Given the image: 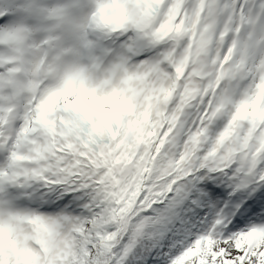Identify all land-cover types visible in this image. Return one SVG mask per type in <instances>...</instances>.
I'll use <instances>...</instances> for the list:
<instances>
[{
    "label": "snow or ice",
    "instance_id": "1",
    "mask_svg": "<svg viewBox=\"0 0 264 264\" xmlns=\"http://www.w3.org/2000/svg\"><path fill=\"white\" fill-rule=\"evenodd\" d=\"M0 264H264V0H0Z\"/></svg>",
    "mask_w": 264,
    "mask_h": 264
}]
</instances>
